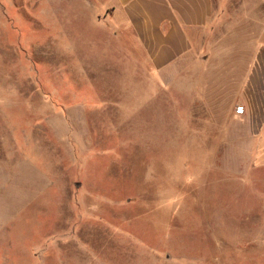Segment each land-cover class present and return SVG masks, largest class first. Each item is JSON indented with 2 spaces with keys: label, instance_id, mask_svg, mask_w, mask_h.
<instances>
[{
  "label": "rangeland",
  "instance_id": "374dc122",
  "mask_svg": "<svg viewBox=\"0 0 264 264\" xmlns=\"http://www.w3.org/2000/svg\"><path fill=\"white\" fill-rule=\"evenodd\" d=\"M108 1L0 0V264H264V172L222 140L264 0H213L166 72L98 22Z\"/></svg>",
  "mask_w": 264,
  "mask_h": 264
},
{
  "label": "crops",
  "instance_id": "0c3cea01",
  "mask_svg": "<svg viewBox=\"0 0 264 264\" xmlns=\"http://www.w3.org/2000/svg\"><path fill=\"white\" fill-rule=\"evenodd\" d=\"M214 16L213 0H109L98 12V22L121 31L140 49L144 63L166 72L194 57ZM223 86L230 87L229 103L222 109L225 155L241 172L263 173L264 45L248 61L239 60L238 70L223 72ZM208 111L213 125L219 108L209 106Z\"/></svg>",
  "mask_w": 264,
  "mask_h": 264
},
{
  "label": "built area",
  "instance_id": "2783aa9c",
  "mask_svg": "<svg viewBox=\"0 0 264 264\" xmlns=\"http://www.w3.org/2000/svg\"><path fill=\"white\" fill-rule=\"evenodd\" d=\"M237 113H239V114L243 113V108H238Z\"/></svg>",
  "mask_w": 264,
  "mask_h": 264
}]
</instances>
